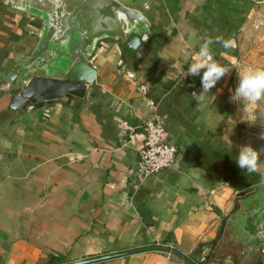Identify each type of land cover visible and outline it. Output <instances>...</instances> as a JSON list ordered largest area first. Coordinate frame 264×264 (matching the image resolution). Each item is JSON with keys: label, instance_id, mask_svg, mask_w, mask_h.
I'll use <instances>...</instances> for the list:
<instances>
[{"label": "crops", "instance_id": "obj_1", "mask_svg": "<svg viewBox=\"0 0 264 264\" xmlns=\"http://www.w3.org/2000/svg\"><path fill=\"white\" fill-rule=\"evenodd\" d=\"M117 1L150 23L142 59L103 41L84 98L16 112L6 90L37 46L42 23L0 0V264H65L148 245L208 256L221 215L246 190L224 181L221 153L226 142L238 156L228 77L234 35L254 0ZM207 39L229 71L199 101L192 94L201 93L204 70H187ZM154 118L177 153L171 168L143 178L136 171L143 122ZM95 264L185 263L151 251Z\"/></svg>", "mask_w": 264, "mask_h": 264}, {"label": "water", "instance_id": "obj_2", "mask_svg": "<svg viewBox=\"0 0 264 264\" xmlns=\"http://www.w3.org/2000/svg\"><path fill=\"white\" fill-rule=\"evenodd\" d=\"M9 3L42 23L37 46L17 66L13 74L16 82L6 90L10 94L9 110H31L42 102L84 98L95 77L90 61L103 41L119 42L139 60L148 52L144 41L150 35L149 21L141 11L117 0H9ZM224 218L244 246L243 261L260 252L264 248V182L238 192ZM151 251L172 254L185 264H206L210 257L204 253L187 257L166 246L148 245L65 264H95Z\"/></svg>", "mask_w": 264, "mask_h": 264}, {"label": "rangeland", "instance_id": "obj_3", "mask_svg": "<svg viewBox=\"0 0 264 264\" xmlns=\"http://www.w3.org/2000/svg\"><path fill=\"white\" fill-rule=\"evenodd\" d=\"M252 4L244 25H241L234 35L236 65L228 77V96L232 102L231 119L236 129L235 146L238 155L240 148L244 146H250L256 151L260 164L254 173L264 180V100L251 112L244 107V102L232 100L239 83V74H242L245 68L250 66L264 69V0H254Z\"/></svg>", "mask_w": 264, "mask_h": 264}, {"label": "clouds", "instance_id": "obj_4", "mask_svg": "<svg viewBox=\"0 0 264 264\" xmlns=\"http://www.w3.org/2000/svg\"><path fill=\"white\" fill-rule=\"evenodd\" d=\"M213 43L212 39H207L200 45L199 51L195 53L192 63L188 67L187 73L193 76L199 75L203 69L201 77L202 91L199 95L193 93L199 101H204L208 96L210 90L217 84V82L227 75L229 67L220 64L214 59L210 45ZM228 47L227 44L224 45ZM133 73L129 72V76ZM233 101L244 102L243 105L250 112L254 111L258 103L264 100V69L247 67L239 74V83L232 96ZM259 154L250 146L240 148L236 163L239 168L246 170L249 173L255 172L258 169Z\"/></svg>", "mask_w": 264, "mask_h": 264}, {"label": "trees", "instance_id": "obj_5", "mask_svg": "<svg viewBox=\"0 0 264 264\" xmlns=\"http://www.w3.org/2000/svg\"><path fill=\"white\" fill-rule=\"evenodd\" d=\"M225 144L226 146L223 149L224 152L221 153L223 161L221 170L224 174V181L227 182L231 188L236 189V191L242 189L249 190L253 186L262 183L264 180L261 179V177L256 173H249L248 171L239 168L238 164L236 163L237 156L231 151L232 145L226 142ZM233 162L234 165L232 164ZM232 177L234 178V182H232ZM221 216L224 217V215ZM230 228V223H227V221L222 222L216 240L212 243L213 253L210 256V259L208 258L210 262H218L225 259H230L233 264H243L241 255L244 246L234 240V238L231 236ZM62 261L63 260L61 258H52L50 260V264H61Z\"/></svg>", "mask_w": 264, "mask_h": 264}, {"label": "built area", "instance_id": "obj_6", "mask_svg": "<svg viewBox=\"0 0 264 264\" xmlns=\"http://www.w3.org/2000/svg\"><path fill=\"white\" fill-rule=\"evenodd\" d=\"M143 131L145 138L143 147L138 152L136 171L143 178H149L172 167L177 149L168 142L165 129L158 118L145 120Z\"/></svg>", "mask_w": 264, "mask_h": 264}, {"label": "flooded vegetation", "instance_id": "obj_7", "mask_svg": "<svg viewBox=\"0 0 264 264\" xmlns=\"http://www.w3.org/2000/svg\"><path fill=\"white\" fill-rule=\"evenodd\" d=\"M236 211L237 210H235L234 212H236ZM232 214H234V213H232ZM223 221H227V220H225V218L223 217ZM227 223H230V222L227 221ZM230 225H231V223H230ZM230 232H231V236L234 238V240H236L238 242V240L236 239V233L232 230V227L230 228ZM206 253L207 254H210V256H211L212 253H213V247L210 248V249H208V251H206ZM260 254H261V251L260 252H257L254 257H252V256L248 257V259L246 261H243L242 258H241V260H242L243 264H264V260H262L259 257Z\"/></svg>", "mask_w": 264, "mask_h": 264}]
</instances>
